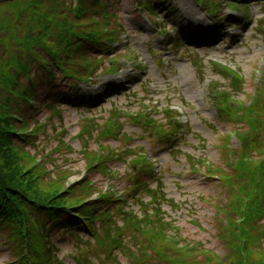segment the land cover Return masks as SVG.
<instances>
[{
  "label": "rangeland",
  "instance_id": "374dc122",
  "mask_svg": "<svg viewBox=\"0 0 264 264\" xmlns=\"http://www.w3.org/2000/svg\"><path fill=\"white\" fill-rule=\"evenodd\" d=\"M33 1V0H30ZM128 1L129 0H117L116 5L114 6L115 10L118 12L119 18L124 20V23L127 24V26L132 29L133 27H136L137 24L134 23V19L131 17V8L128 7ZM26 2L17 0L16 3L10 4L7 7H5L2 11H0V17L1 19L6 23V24H11L8 22V19L13 16L14 18L16 16H19V19L21 18V21L23 20L22 24L26 26V29L28 30V23L32 25L33 21L36 22L37 27L35 26L36 31L38 32L42 24L43 26L46 25V22L51 23L49 18H44L43 15H49L51 16V11H50V5L47 6V0L46 2L42 5H36L32 6L31 8L28 9V6L25 5ZM15 4V5H14ZM47 6V7H46ZM46 7V9H45ZM55 4H53V10H54ZM33 10H36L38 13H34ZM52 10V11H53ZM4 12V13H3ZM55 12V11H54ZM30 14L32 15V18H30ZM57 18V15H55ZM33 19V20H32ZM60 22L62 21V18L60 19H55ZM2 21V23H4ZM65 23V22H64ZM143 24V23H142ZM141 24L140 28L143 27ZM3 25V24H2ZM21 23H19V26H21ZM12 26V25H11ZM1 27V26H0ZM20 30V29H19ZM13 32L11 31V35ZM9 32L4 28L3 26L0 28V57L2 56L5 58L7 57V60H9L13 56H18L23 53V46L21 44H18L20 41V38L29 43L30 42H38L42 44V47H48V44L45 43V38H42V36L39 37H33L29 38V33L28 31L22 32L20 36H17V39L15 40L13 37V41H9L8 37H11ZM34 35H37L35 32ZM137 39V37H136ZM134 43H137V45L142 48V41L140 42L139 40H135ZM255 44V43H254ZM252 44V46H249L245 49L241 50V53L237 56L238 62L237 64L243 68L244 75L246 78L251 79L252 72L254 70L253 67L256 66V63L259 64L258 62L264 61V47L263 45H260L259 47L256 48V46ZM176 59V58H175ZM176 63L178 65V69L180 70V73L177 75L174 74H168V81L171 83L172 86H178L180 91L183 92L185 100H189L195 105L196 111L199 112L200 114L205 113L207 121H212L214 115L212 112H210L209 107L206 105L204 101V93L201 87L198 85V83L194 82V77L192 75V70L186 67H180V64L178 63L176 59ZM238 66V67H239ZM157 75V74H155ZM154 75V76H155ZM166 75L165 73L160 76L159 83L165 82ZM61 77L59 78L58 82H60ZM26 82V81H25ZM64 83V82H61ZM106 83V82H105ZM58 86V85H57ZM81 112V111H80ZM77 112V113H80ZM76 112L72 111H66L64 113V118H65V123L57 124V129L58 130H64L66 129L68 131V137L76 132H79L81 130L80 125L78 123L80 118H84L89 116L86 112L82 111L81 114H77ZM196 113L193 114L195 116ZM39 116H41L40 119L44 120L48 116V112H44L43 114L41 113ZM84 120V119H83ZM82 120V121H83ZM195 128L199 127V123L195 122ZM220 132L223 131L222 126H219ZM56 132L55 129L50 130V135H54ZM203 137L206 140L207 144L209 146L204 145L203 149L200 151L199 154H204V157H207L210 161H217L219 163V160L225 157V155L221 152L220 150L217 149L216 145L220 144L216 142L214 139L213 134L209 133L207 134L205 131L203 132ZM55 141H49L47 143L46 141H43L42 144H47L48 146L50 144H55ZM76 145L78 143L76 142ZM149 145V143H147ZM160 151V150H159ZM160 153V157L164 161L168 163L169 158L164 154V151L158 152ZM44 156L49 157V152L45 150L43 153ZM17 160H19V163L21 164V167L24 169L25 172L29 171V174L32 175V177L37 181L38 173L34 170L35 163L30 161L26 163L23 160L22 155L20 154L17 157ZM52 163L48 165L49 168H52ZM80 170H77L78 172H73L76 174V176L72 178L78 179L79 177L82 176L83 172V167L80 168ZM248 169L255 171V169H258V166L249 164ZM173 172L179 173L180 169L177 167H173L172 169ZM29 175V176H30ZM242 177V176H241ZM72 178H62L58 179L59 181L63 180L64 181H70ZM194 177H191L192 179ZM29 179V177L27 178ZM190 179H187L183 181L185 185H189L191 187L188 188L187 193H186V188L184 191H180V193L186 194L185 198L192 204V206L197 209V218L195 219L202 227L197 226L196 224H188L187 220L181 219L179 221V228L180 232L183 236H190L188 237L189 240H194L195 243L198 242H203L205 244V247L213 250L217 253V256L220 258L221 262H224V264H264V240L260 239L259 231L264 235V226L259 225L257 228H260L257 230V232H247L246 229H244L243 226L237 225L240 224L236 222L238 221V218L235 216L234 219H232L229 223L227 221L221 222V216L217 215V211L223 210L222 207H220V203L222 202L221 193H224L223 189L218 187L215 184L212 185H206L200 180L194 178L190 181ZM75 180V179H73ZM177 180L175 177H168L167 183L169 181L172 183V186L174 185V182ZM40 186V191L45 192L46 189L53 187L54 185L47 184L46 182H41L37 181ZM251 186L250 183L247 182L246 179L244 180H236L234 181L232 187H233V193L231 195V198H229V202L234 204L235 198H241V203L244 204L247 202L244 199V196L242 195L243 191L245 190L246 186ZM174 188V187H173ZM190 190V191H189ZM193 193H196L194 195ZM205 195L207 199H211L210 204H205L204 200L200 201L199 195ZM184 195H182L183 198ZM246 196H250L247 194ZM251 197V196H250ZM230 204L229 210L234 211L233 208L234 205ZM214 205L217 206L214 207ZM233 217V214L231 215ZM224 218L227 217V215L223 216ZM223 218V219H224ZM179 219V218H178ZM227 224V225H226ZM251 225L254 227V224L251 223ZM227 226V227H226ZM249 227V226H248ZM67 248V251L63 252V256H69L72 252V249L68 250L70 247V244L64 245ZM196 258L194 259L195 262L198 264H217L214 262V259L211 258L209 260H203L199 262V257L198 255H194ZM68 262L73 261L72 258L67 259ZM5 262H9L8 256L6 255L3 246H0V264H5ZM72 264H78L76 261L72 262Z\"/></svg>",
  "mask_w": 264,
  "mask_h": 264
},
{
  "label": "trees",
  "instance_id": "16d2710c",
  "mask_svg": "<svg viewBox=\"0 0 264 264\" xmlns=\"http://www.w3.org/2000/svg\"><path fill=\"white\" fill-rule=\"evenodd\" d=\"M41 33L43 35L45 31ZM33 37H35L34 34L29 38ZM29 44L31 48L35 47L34 50L39 51L41 54L40 58H38L35 55L36 53L32 52L31 65H36L38 70L42 66L45 71L53 69V65H51V62L47 58V56L51 55L49 53L50 48L46 51L37 42L33 43L29 41ZM37 61H42V66L38 65ZM0 108L3 109L5 107L1 105ZM6 119L7 115L0 110V198L6 207L5 209H1L4 215L8 217L16 215V217L22 218L23 221L28 223L31 222V216H28L30 209L41 210L43 207L52 205L68 206V201H71L68 194H71L73 191V189L69 188L68 184L66 185L62 180H51L50 183L54 186L46 189L45 192L40 191V184L37 181L42 182L43 176L41 175L39 180L35 181L32 175L29 174V171L25 172L21 167L19 160H17L18 154L13 149V144L9 142L5 128H2V125L7 123ZM28 177L29 179H27ZM51 184L49 185L51 186ZM72 202L77 205L80 204L78 200H73Z\"/></svg>",
  "mask_w": 264,
  "mask_h": 264
}]
</instances>
